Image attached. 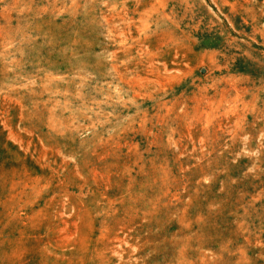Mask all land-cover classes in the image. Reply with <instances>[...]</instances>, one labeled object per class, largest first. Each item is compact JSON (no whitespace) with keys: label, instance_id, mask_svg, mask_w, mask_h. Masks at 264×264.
I'll return each mask as SVG.
<instances>
[{"label":"rangeland","instance_id":"rangeland-1","mask_svg":"<svg viewBox=\"0 0 264 264\" xmlns=\"http://www.w3.org/2000/svg\"><path fill=\"white\" fill-rule=\"evenodd\" d=\"M0 264H264V0H0Z\"/></svg>","mask_w":264,"mask_h":264}]
</instances>
